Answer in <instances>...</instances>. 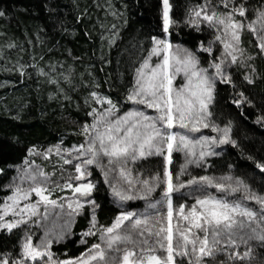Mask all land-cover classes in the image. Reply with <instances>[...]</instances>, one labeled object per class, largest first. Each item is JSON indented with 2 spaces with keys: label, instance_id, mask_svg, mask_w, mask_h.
Wrapping results in <instances>:
<instances>
[{
  "label": "snow or ice",
  "instance_id": "obj_1",
  "mask_svg": "<svg viewBox=\"0 0 264 264\" xmlns=\"http://www.w3.org/2000/svg\"><path fill=\"white\" fill-rule=\"evenodd\" d=\"M173 6L172 0H161L163 35L152 36L148 48L139 41L134 45L138 55L123 95L118 99L103 95L95 90L98 84L89 92L85 104L92 120L79 129L83 142L62 148L61 141L44 151L35 146L29 150V156L46 160L53 154L60 157L63 165H72L74 174L62 171L54 179V172H46L30 159L16 166L17 174L7 185L11 195L0 205V231L22 229L25 234L19 255L0 252V264H264V193L232 175L194 176L189 171L190 166L209 167L207 158L221 154L217 147L236 146L230 122L220 127L212 118L216 86L218 81L232 83L228 72L232 65L247 66L246 61L254 58L246 56L242 47L246 31L254 35L258 54H264V0L259 7L246 0H201L187 9V26L199 30L206 25L214 32V39L207 46L202 42L199 51L211 56L213 45H222L221 56L207 68L196 52L170 39L181 23L174 17ZM221 7L224 11L218 10ZM4 15L0 11V17ZM104 39L108 47L116 46L119 31ZM17 65L21 76L27 67H35L19 61ZM39 74L50 73L40 69ZM122 77L121 73L118 79ZM245 79L254 83L251 75ZM124 105L130 107L122 110ZM203 129L218 135H195ZM174 153L184 158L175 171ZM154 156L162 158L159 171L146 175L135 168L139 161ZM256 167L264 173V163L257 162ZM92 168L100 170L122 209L109 226H97L95 213L100 205L93 196L97 184L91 179ZM57 189H70L72 198H61L63 203L52 199ZM158 191L159 197L154 198ZM185 192L193 203L174 205V198H184ZM33 196L38 199L33 201ZM134 200L146 201L143 211L124 210ZM86 207L90 227L82 235L97 236L98 242L80 257L59 260L52 252L53 242L65 239L71 218ZM57 218H65L59 230L54 223L45 226ZM32 225L43 228L35 243Z\"/></svg>",
  "mask_w": 264,
  "mask_h": 264
},
{
  "label": "trees",
  "instance_id": "obj_2",
  "mask_svg": "<svg viewBox=\"0 0 264 264\" xmlns=\"http://www.w3.org/2000/svg\"><path fill=\"white\" fill-rule=\"evenodd\" d=\"M172 2L174 17L181 23L170 39L196 52L201 65L207 68L221 56L222 45L214 44L211 56L199 51L202 42L207 46L214 39L213 30L206 25L196 30L184 23L187 9L201 0ZM246 2L259 7L261 0ZM218 10L224 11L222 7ZM0 11L5 13L0 17V57H3L0 59V168L4 169L0 173L1 205L11 193L7 185L17 174L16 166L25 159L34 161L46 172H54V179H58L62 171L65 175L74 174L72 165H63L60 157L53 154L46 160L41 155L29 156V150L35 146L38 151H44L61 141L62 148L83 142L79 129L92 120L85 104L89 92L98 84L95 90L101 94L120 98L123 85L131 78L129 69L138 55L134 45L139 41L148 48L150 38L163 33L161 0H0ZM112 25H116V29ZM116 30L119 31L117 44L108 47L104 37L111 38ZM241 39L245 55L254 58L246 61L247 66L237 64L228 69L231 84L217 82L212 108V118L217 125L224 127L230 122L231 138L236 146L222 145L217 151L220 155L207 158L209 167L190 166L189 171L194 176L232 175L264 193V173L256 167L257 162L264 163V119H260L264 117V54H258L257 41L251 32L246 31ZM11 44L16 47H8ZM17 61L35 67H27L26 75L21 76ZM40 69L50 74L40 75ZM121 73L123 77L118 79ZM249 75L254 83L245 79ZM51 79L58 82L50 83ZM92 107L97 105L92 104ZM128 107L130 105H124L122 110ZM183 162L179 153L173 154L174 171ZM162 164V158L154 156L139 161L135 168L147 175L159 171ZM91 170V179L97 184L93 196L100 205L95 213L97 226H109L122 209L103 181L100 170ZM208 191L215 193V189ZM158 197L159 191L154 194V198ZM51 198L63 203L61 198L71 199L72 191L57 189ZM181 203L191 204L193 199L185 192L184 198H174V205ZM145 205L143 200L129 201L124 210L140 212ZM71 221L65 239L52 244V252L59 260L75 259L98 242L97 236L82 235L90 227L88 207ZM23 234L22 229L12 233L0 231V252L18 256ZM83 240H87V244Z\"/></svg>",
  "mask_w": 264,
  "mask_h": 264
},
{
  "label": "rangeland",
  "instance_id": "obj_3",
  "mask_svg": "<svg viewBox=\"0 0 264 264\" xmlns=\"http://www.w3.org/2000/svg\"><path fill=\"white\" fill-rule=\"evenodd\" d=\"M221 54H222V51H221ZM209 71L211 72L212 70L209 69ZM178 80H179V83H181V79L178 78ZM179 83H178V84H179ZM195 135H196V136H199V135L216 136V135H218V134L212 132L210 129H203V130H202V133H197V134H195ZM220 147H222V146H220ZM220 147H217V148L215 149L216 152L220 149ZM179 155H181V156L183 157L182 154H179ZM68 190H70V189H68ZM9 195H11V193H10ZM9 195H7V196L4 198V200H3L4 202L7 200V197H8ZM37 199H38V197H35V196L32 197V200H33V201H35V200H37ZM4 202H3V203H4ZM3 203H2V204H3ZM2 204H1V205H2ZM253 206H254V205H253ZM40 211H41V212L44 211L43 207H41ZM61 220H62V218H57V219L54 220V221H53V220H50V221H48V222H45V226H46V227H49V226H51V225L54 223V224L56 225L57 229H58V228H59L58 226H59L60 224H62ZM31 232L33 233V241H34V243H35V242L38 241L39 238L42 237V234H43V228H41V227H39V226L32 225ZM24 234H25V232H24ZM24 234H23V235H24ZM35 238H36V239H35ZM79 257H80V256H79ZM75 258H77V257H75ZM68 259H72V258H67V259H64V260H68Z\"/></svg>",
  "mask_w": 264,
  "mask_h": 264
}]
</instances>
